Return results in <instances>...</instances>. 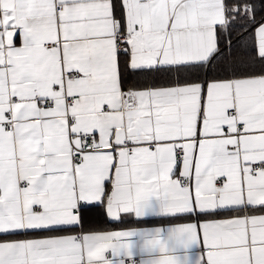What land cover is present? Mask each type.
Segmentation results:
<instances>
[{
	"label": "snow or ice",
	"instance_id": "obj_1",
	"mask_svg": "<svg viewBox=\"0 0 264 264\" xmlns=\"http://www.w3.org/2000/svg\"><path fill=\"white\" fill-rule=\"evenodd\" d=\"M251 11L0 0V264H125L136 248L180 264L172 253L196 242L203 264H264V214H249L264 212V68L220 66L229 14ZM236 46L264 66V24ZM153 198L196 222L85 230L87 206L113 223Z\"/></svg>",
	"mask_w": 264,
	"mask_h": 264
},
{
	"label": "crops",
	"instance_id": "obj_2",
	"mask_svg": "<svg viewBox=\"0 0 264 264\" xmlns=\"http://www.w3.org/2000/svg\"><path fill=\"white\" fill-rule=\"evenodd\" d=\"M250 0H225V5L227 8H231L233 5H240L242 2H246ZM251 5V4H249ZM230 16V25L234 23L233 13L229 14ZM264 24V22L262 23ZM262 24L257 25L255 28H252L246 35H241L238 40H241L243 37H248L250 35H254L255 30ZM237 38L233 41V56L238 55V49L236 46ZM241 47V46H240ZM264 66H261L259 63H256L254 66L251 65L247 67L248 71L259 73ZM226 178H221L217 183L218 185L222 184L223 180ZM152 208L154 210L153 213L145 215L142 218H137L134 214H123L122 218L119 222H110L105 215V211L103 207L98 206H87L84 208V217H85V230H88L89 227H93L94 230H100L102 228H107L109 230H128L135 233L142 232H151L155 233L158 230L163 231L164 235L167 236L173 229L183 226L188 222H196L193 218H182L179 215H164L159 214L160 201L153 198L151 201ZM249 214H264L259 209H256ZM230 215H220L213 218H201L200 223L207 222L211 219H225L230 218ZM79 229H74L72 232H63L57 234H75ZM23 237V234H18ZM134 240L139 241V236L134 237ZM134 256L132 258H127L125 260V264H147L149 260H153L158 258V253L149 254L140 252L139 248L133 250ZM172 255L176 256L180 262V264H203V258L206 255V249L204 248L201 242L193 243L188 248H179ZM106 256L111 257V253H107Z\"/></svg>",
	"mask_w": 264,
	"mask_h": 264
},
{
	"label": "trees",
	"instance_id": "obj_3",
	"mask_svg": "<svg viewBox=\"0 0 264 264\" xmlns=\"http://www.w3.org/2000/svg\"><path fill=\"white\" fill-rule=\"evenodd\" d=\"M245 3L251 4L252 11L250 13H233L235 21L230 27L232 44L236 38L238 40L241 35L248 34L252 28L264 22V0H250L240 4ZM237 49L239 50L237 56H233V47L231 52H225L223 59L220 61V66L235 65L239 68L247 65L249 67L252 62L249 58L248 50L240 46Z\"/></svg>",
	"mask_w": 264,
	"mask_h": 264
}]
</instances>
